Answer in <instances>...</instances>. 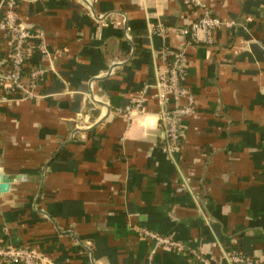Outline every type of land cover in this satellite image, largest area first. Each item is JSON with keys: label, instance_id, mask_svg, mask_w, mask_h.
<instances>
[{"label": "crops", "instance_id": "crops-1", "mask_svg": "<svg viewBox=\"0 0 264 264\" xmlns=\"http://www.w3.org/2000/svg\"><path fill=\"white\" fill-rule=\"evenodd\" d=\"M87 1L17 0L45 50L28 63L43 70L31 94L0 87L2 245L46 264H264V0H212L235 24L212 47L187 44L198 13L178 0ZM9 52L0 35V63ZM175 52L196 107L169 153L157 79Z\"/></svg>", "mask_w": 264, "mask_h": 264}, {"label": "built area", "instance_id": "built-area-1", "mask_svg": "<svg viewBox=\"0 0 264 264\" xmlns=\"http://www.w3.org/2000/svg\"><path fill=\"white\" fill-rule=\"evenodd\" d=\"M89 5L87 0H83ZM189 10L198 13L195 21L189 23L181 33L188 38V45L214 46V32L221 26L233 27V22H223L213 16L210 2L212 0H178ZM17 0H0V8L4 10L0 23V35L7 39L9 36V59L0 66V87L5 89H17L19 92L29 95L32 88L43 75L39 67H31L27 76H23L24 69L36 52L44 53V35L32 28L26 27L19 22L17 16ZM96 16V15H95ZM102 16H96L99 19ZM175 58L172 65L167 63L166 67L158 73L157 87L159 93L160 113L158 115L159 126L163 132L164 150L167 152L178 151L184 139V132L181 129L180 121L183 117L193 114L195 100L193 94L183 85L187 64L181 52L173 53ZM29 66V65H28ZM172 98V107L169 103ZM141 100L134 102L130 108L119 111L117 114L130 116L134 111H140ZM143 236L158 243L159 246L172 248L179 253L189 255V251L182 245L173 242L171 239L161 237L151 232H143ZM192 253V252H191ZM190 256V255H189ZM0 258L3 264H46L45 260L35 252L17 246H3L0 242ZM193 259L205 262L194 253ZM220 264V263H214ZM225 264H263L248 258L242 254H233Z\"/></svg>", "mask_w": 264, "mask_h": 264}, {"label": "water", "instance_id": "water-1", "mask_svg": "<svg viewBox=\"0 0 264 264\" xmlns=\"http://www.w3.org/2000/svg\"><path fill=\"white\" fill-rule=\"evenodd\" d=\"M9 59V58H8ZM6 62L0 63V66L4 65ZM116 69V67H112L107 73L106 76H108L109 74H111L112 72H114ZM11 183V180H9L8 178L1 176L0 175V194H3L5 192L8 191L9 189V184Z\"/></svg>", "mask_w": 264, "mask_h": 264}, {"label": "trees", "instance_id": "trees-1", "mask_svg": "<svg viewBox=\"0 0 264 264\" xmlns=\"http://www.w3.org/2000/svg\"><path fill=\"white\" fill-rule=\"evenodd\" d=\"M4 39H6V38H4ZM7 40L9 41H11V38L8 36L7 37ZM193 45H196V44H193ZM166 58H167V63L169 64V65H172L173 64V62H174V60H175V58H174V56H173V54L172 55H170V56H166ZM30 68L31 67H29L28 65H27V67L24 69V72H23V76H27L28 74H29V72H30ZM4 91H5V93H14V92H19V90H17V89H15V88H13V89H3Z\"/></svg>", "mask_w": 264, "mask_h": 264}, {"label": "rangeland", "instance_id": "rangeland-1", "mask_svg": "<svg viewBox=\"0 0 264 264\" xmlns=\"http://www.w3.org/2000/svg\"><path fill=\"white\" fill-rule=\"evenodd\" d=\"M143 234V233H142ZM143 236V235H142ZM144 237V236H143Z\"/></svg>", "mask_w": 264, "mask_h": 264}]
</instances>
